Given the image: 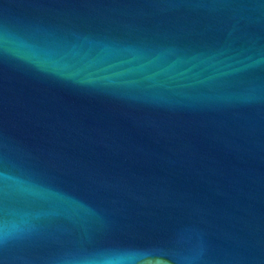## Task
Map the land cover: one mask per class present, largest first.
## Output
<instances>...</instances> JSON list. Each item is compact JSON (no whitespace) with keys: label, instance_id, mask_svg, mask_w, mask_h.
Here are the masks:
<instances>
[{"label":"water","instance_id":"1","mask_svg":"<svg viewBox=\"0 0 264 264\" xmlns=\"http://www.w3.org/2000/svg\"><path fill=\"white\" fill-rule=\"evenodd\" d=\"M146 258L264 264V0H0V262Z\"/></svg>","mask_w":264,"mask_h":264},{"label":"snow or ice","instance_id":"2","mask_svg":"<svg viewBox=\"0 0 264 264\" xmlns=\"http://www.w3.org/2000/svg\"><path fill=\"white\" fill-rule=\"evenodd\" d=\"M149 255H151V253H146L145 254L146 257L149 256ZM0 264H2V262H0ZM144 264H152V261L150 259L146 258Z\"/></svg>","mask_w":264,"mask_h":264}]
</instances>
